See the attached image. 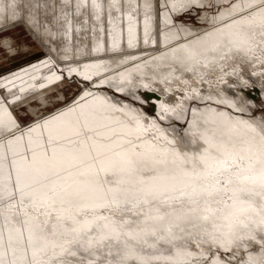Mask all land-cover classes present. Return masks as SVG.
Returning <instances> with one entry per match:
<instances>
[{
	"label": "snow or ice",
	"instance_id": "snow-or-ice-1",
	"mask_svg": "<svg viewBox=\"0 0 264 264\" xmlns=\"http://www.w3.org/2000/svg\"><path fill=\"white\" fill-rule=\"evenodd\" d=\"M17 2L0 7V16L14 17ZM70 2L63 0L65 17ZM118 3L112 0L109 11ZM91 7L99 18L104 6L91 0ZM142 7L147 37L152 5L145 0ZM186 7L185 0L170 5L171 11ZM128 19L133 47V17ZM225 19L204 52L220 60L234 50L264 56V0L232 2L227 17L220 13ZM6 45L0 38V47ZM204 52L190 51L188 58L201 62ZM88 68L78 73L85 80L91 79ZM62 78L55 72L47 77L50 83ZM88 96L37 117L26 129L0 100V264H72L65 257L77 252L95 257L81 256L77 264H232L241 250L238 264H264V120L257 125L229 118L200 131L194 119L192 137L177 146L154 120L145 124L144 117L99 97L80 102ZM161 243L170 245L163 249L167 256L156 254ZM204 245L217 250L211 259Z\"/></svg>",
	"mask_w": 264,
	"mask_h": 264
},
{
	"label": "bare ground",
	"instance_id": "bare-ground-1",
	"mask_svg": "<svg viewBox=\"0 0 264 264\" xmlns=\"http://www.w3.org/2000/svg\"><path fill=\"white\" fill-rule=\"evenodd\" d=\"M196 1L202 6L210 2ZM211 1L223 4L215 15L204 14L205 20L216 21L217 24L198 31L199 27L176 22L175 15L181 10L171 11L173 0H149L152 9L148 14V35L145 37V13L142 7L145 0H119V10L112 7L110 11L112 0H97L104 6L99 18L97 10L91 7V0L79 10L75 4L80 0H71L69 5L63 7L66 17L62 15L63 0H18L14 17L11 13L0 16V32L6 29L12 31L24 18L41 50L27 43L16 49L12 35L0 37L7 42L4 47L9 51L8 58L0 60V85H5L0 87V100L5 101L4 108L20 128L26 129L37 117L54 115L79 100L84 92H89L91 96L85 97L81 103L99 97L108 106L115 105L123 108L125 113L144 117L145 124L154 120L157 129L169 140L175 141L177 146L192 137L196 130L194 119L200 131L214 129L229 118L258 125L264 120V56L260 55L259 50L255 55L234 50L227 58L220 60L217 54L204 52L203 44L215 39V29L228 22L227 19L223 22L220 20V13L227 17L228 5L238 2ZM37 2L41 7H33ZM6 3H10V0H0V7ZM32 14L34 18L28 16ZM129 15L133 17V47H128L127 43ZM68 21L71 27H68ZM210 32L213 36L208 37L206 34ZM114 39L118 40L115 49ZM190 51L204 52L200 57L201 62L190 60ZM206 61H211L207 67L204 66ZM85 65L89 66L91 85L82 83L78 78L70 79L74 74L83 78L78 73L84 71ZM72 68L77 72L70 73ZM187 68L192 70L188 71ZM53 72L63 78L50 83L47 77ZM71 95L75 97L66 102ZM60 102L62 104L58 107L47 110ZM165 106L170 111L165 112ZM16 113H28L34 115L35 119L23 124ZM107 114L124 121L128 119L123 113L110 111ZM0 227H3L2 217ZM143 247L146 252H156L147 245ZM168 247L170 245L158 244L160 251L156 254L167 256L163 249ZM190 250L199 251L195 247ZM203 250L206 252L210 249L204 245ZM81 256L95 259L87 252H77L76 257L68 256L65 259L77 264ZM240 256H244L242 250L233 258L232 264H238Z\"/></svg>",
	"mask_w": 264,
	"mask_h": 264
},
{
	"label": "rangeland",
	"instance_id": "rangeland-1",
	"mask_svg": "<svg viewBox=\"0 0 264 264\" xmlns=\"http://www.w3.org/2000/svg\"><path fill=\"white\" fill-rule=\"evenodd\" d=\"M193 2L194 3L188 2V6L189 7L187 9H185V8L182 9L183 12H181L182 11L181 10L179 13H177L175 15L176 22L182 23L184 25L186 24V25H191V26H194V27H199L198 31H201L202 29H204V27H205V29H209L214 24L215 25L217 24L216 21L215 22H210V20H205L206 17L204 16V14L205 15L206 14H209V15L210 14H214L215 15L218 12V9H220L221 6L223 5L222 3L216 4V2H215V4H214L213 1L210 0V2L208 4H204L202 6V5H200L198 3V1L195 2V0H194ZM190 6H192V7H190ZM28 16L30 18H34L33 14L31 16L30 15H28ZM20 21L16 25V28L13 29L12 31H10L9 29H6V30L0 32V37L7 36V35L8 36L12 35L13 39H14V42H13L14 45L13 46L16 49H19L20 45H22L24 43H27L29 46H35L37 48V50H41L40 44L34 39L33 35L30 33V31L27 28V25H26L27 21H25L24 18H22ZM8 56H9L8 49H6L5 47H0V60L1 59H6V58H8ZM63 73H64V75L67 78H70L69 76H67L66 72H63ZM76 78H78L79 81H81L82 83H85L86 85H91V80L90 81L85 80V79H83L80 76L75 75V74L73 75V78H70V79L73 80V79H76ZM77 91L78 90H76L75 93ZM74 97H75V95L69 96L67 98L66 102H70V100H72ZM61 104H62V102H60L59 104H55L54 106L48 108L47 110L51 111L54 108L58 107V105H61ZM24 109L25 108H23V110ZM16 114H18V113H16ZM17 116L19 117V119L22 121L23 124H28V123L32 122L35 119L34 115H31V114H28V113H25V114L20 113ZM209 251L210 250L206 251L205 253H206V256L208 257V259H211L213 251L216 252L217 250L216 249H211V251L210 252ZM208 252H209V254H208ZM222 258H223V256H222ZM200 259L203 260V258H200ZM238 259L240 260L241 256ZM161 264H162V262H161Z\"/></svg>",
	"mask_w": 264,
	"mask_h": 264
}]
</instances>
